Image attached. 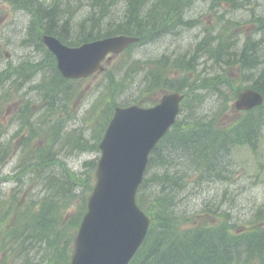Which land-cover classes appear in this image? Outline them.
<instances>
[{"label": "trees", "instance_id": "16d2710c", "mask_svg": "<svg viewBox=\"0 0 264 264\" xmlns=\"http://www.w3.org/2000/svg\"><path fill=\"white\" fill-rule=\"evenodd\" d=\"M21 1L22 6H29L35 16L32 22L40 30L35 40L38 41L37 45H42V32L56 35L71 46L128 33L139 38V42L131 46L132 52H137L147 41L159 42L162 34L190 23L184 14L192 11L188 7L193 0H157L153 3V9L147 5V0H86L85 3L77 0L76 4L68 6L58 1ZM247 1L243 0L242 6ZM228 2L240 5L239 0ZM85 5L93 10L83 13L81 10ZM230 6L231 9L239 8L237 5ZM173 7H177V13L172 19ZM119 9V13L111 12ZM228 13L229 10L220 12L217 20L226 23ZM251 16L250 13L247 20ZM259 18L264 19V15ZM258 22L260 25L251 36H240L242 40L237 39L240 37H236L233 29L227 28L228 25L218 24L213 29L208 28L207 33L203 32L192 49L187 47L183 52L156 58L158 67H153L152 74L171 89L179 85L170 79V73L181 69L183 75L178 82L187 80L195 98L192 105L187 106L189 109L193 106L191 111L179 119L158 143L150 158L144 182L138 191V201L152 215L153 222L147 243L132 264H264V226L257 223L261 218L258 211L254 217H247V222L253 223L254 228L246 231L231 232L225 224L216 228L201 226L184 230L174 227V223L187 219L182 216L188 214L184 213L188 204L177 206L178 198H183L179 195L185 192L187 196L184 198H188L198 190L213 186L219 192L218 183L232 179V163L228 158L230 149L238 144L254 148L260 142L264 106L247 111L245 117L230 128L220 122L226 111L227 99L243 89L246 82L264 94V21ZM198 23L195 21L191 27ZM51 57L50 61L36 63L34 69L29 70V66L34 64L29 59L13 66L11 69L14 71L0 72L1 75L5 71L2 86L7 81L15 91L25 86L35 74H40V83L33 87L39 92V101L43 103L42 114L36 122L46 133L48 127L54 125L49 148L34 157L28 151L33 136L22 134L20 148L16 145L15 135L8 138L7 146L0 143V161L17 160L15 173L9 180L16 181L21 189L31 184V172L37 166L43 164L51 170L41 181L40 195H31L30 201L22 204L17 201L19 193L14 190L11 193L12 203H0V242L3 240L0 248L6 252L3 262L7 264H69L75 238L72 229L87 211V193L93 183L97 160L82 162V171L72 169L68 162L72 157L81 159L84 154L99 152L98 144L109 122L102 126L104 119L100 120V116L92 126L89 123L88 126L71 129L70 124L59 116L58 113L67 104L63 97L70 90L71 81L61 76L54 56ZM143 61L137 58L136 67L128 73L142 70L145 63L139 64ZM149 61L154 62L153 59ZM237 65L240 79L234 83L228 72ZM224 73H227L226 77ZM144 80V75L138 77L136 88L139 91L135 96L140 97ZM107 86L105 92L109 94L114 87L113 77ZM228 88H231L230 91H227ZM208 102L219 103L217 110H212ZM207 108L212 111L211 114ZM25 115L21 119L22 132L34 126L33 114L27 111ZM53 115L56 117L52 118ZM89 129L92 132L84 134ZM16 156L17 159H14ZM56 164L61 165V169L55 167ZM40 179L39 175L37 180ZM82 190L85 191L81 193ZM226 192L227 189L218 193L214 203L212 199L203 198V214L218 215L219 209L213 210L212 207L225 202L223 198ZM79 199L81 201L74 212L68 213L67 209L73 208ZM8 217H12L14 223L4 228ZM68 217L72 219L70 224L67 223Z\"/></svg>", "mask_w": 264, "mask_h": 264}, {"label": "rangeland", "instance_id": "374dc122", "mask_svg": "<svg viewBox=\"0 0 264 264\" xmlns=\"http://www.w3.org/2000/svg\"><path fill=\"white\" fill-rule=\"evenodd\" d=\"M47 3L53 2L54 0H43ZM63 6H68L69 4H76L77 0H59ZM214 1L218 0H196L194 9L190 11L188 14L192 17L200 16L203 17L202 24L199 26L201 28H215L218 24L228 25L227 28L233 29L232 33L235 36L246 35L251 36L254 32L252 23L254 20L258 18V16L264 14V0H257L259 9L262 11H255V3L251 5V9L242 8L236 2H231L232 6H238L240 8H233L229 10L227 14L228 20L222 22L217 20V14L213 13L211 8L213 7ZM230 3V2H229ZM228 4H220V7L217 9L220 11L227 12L224 10ZM30 9V8H29ZM177 7L174 9L171 17L172 19L176 15ZM29 10H18L17 2L14 0H0V68H11L13 66H17L22 62L29 61L35 63L37 60H47L50 61L52 59L51 54L45 53L46 49L38 46H35L33 52H30L29 49H24L20 46V44L26 40L29 35V29L32 21V14ZM252 14L251 19L247 20V16ZM170 18V17H169ZM254 19V20H253ZM233 25L235 27L233 28ZM241 25V29L240 26ZM251 25V26H249ZM220 26V27H222ZM37 27L36 24L32 23L31 28L35 30ZM219 26L217 28H220ZM36 31V30H35ZM37 32V31H36ZM178 32V30H177ZM180 36H176L175 34H169L163 36L162 40L157 42L156 44L145 45L146 49L143 54H141L144 58L152 60V67L157 68L158 63L156 62V58H160L162 53H167L164 55H169L168 53L174 54L176 52H183L187 46H192L194 37L196 34V29H185ZM238 40H242V38H237ZM246 41L248 40L245 39ZM148 48V49H147ZM128 55H122L118 59V63L125 60ZM118 58V57H117ZM117 58L115 60H117ZM115 62H113L107 71L98 72L90 77L71 80L70 90L68 93L64 94V97L67 100V104L61 113H58L59 116L67 123L70 124V128L74 129L75 127H83L90 125H94L96 122L94 120L98 119V116L103 114V107L108 105L109 101H112V97L114 95H110L104 90L108 87L106 84L107 75L111 70L114 69ZM36 65L31 64L29 66L30 69H34ZM14 68V67H13ZM15 70V69H14ZM10 70V71H14ZM239 68L235 67L232 70L231 77L235 81V78L238 74ZM178 73H176L177 75ZM227 75V73H225ZM172 76V74H170ZM176 76L174 79H177ZM2 79L4 77H0V82L2 83ZM40 74L34 75L25 86L21 87L15 91L14 87H9V84H5L4 88L0 90V136L3 133L9 135V137H13L16 133L21 132L22 122L20 114L18 112H22L25 117V113L27 111L33 114L32 121L34 122L33 127H29L28 135L33 136L32 141L28 144L29 155L34 157L35 154H40L41 152L47 151L49 148V142L51 140L52 134L54 132V128L48 127V133H46L36 122L37 118L42 114L41 110L43 107V103L39 101V92L33 88L35 85L40 83ZM239 77H237V80ZM214 102H208V106L211 108H216L218 105H214ZM56 115H53L52 118H55ZM245 117V113L237 110L235 105L231 103L229 105V109L227 114L223 117L224 123L230 124L236 120H242ZM20 122L19 126H15L13 123L15 121ZM104 121V120H103ZM104 125V122L101 123ZM36 128H38L36 130ZM38 134H36V132ZM92 132L91 129L85 130L84 134H89ZM19 138L16 139L15 142H19ZM1 143V141H0ZM33 144V147L31 146ZM4 146H7L6 142L3 143ZM70 150L69 147H67ZM98 156L97 152H90L89 154L82 155L81 159H76L72 157L68 165L75 169L76 171H82L81 163L86 162L88 160H92ZM232 159L235 163L234 169V177L235 180L232 182H228L222 185V189H229L226 192V196L223 198L225 204L223 206L212 207L213 210L219 209V214H203V200L204 197L208 199H212L214 201L213 191H205L198 190L197 192L188 196V198H178L177 206L183 205L188 207L184 210V213H188L185 216L187 217L186 221L181 222L183 226H191L193 227H207L214 226V228L219 225L225 224L230 230L236 231L246 225V221L244 217L252 216L253 213L259 212L261 215V219L264 222V179H260V175H256L261 173L264 170V138L260 147V151L258 153H253L246 146L236 145L232 150ZM63 157V155L61 156ZM17 159V156L14 157ZM15 161L8 160L6 164L0 165V177L13 175V172L16 169ZM43 164L37 166L39 168L35 169L33 178L31 179V184L29 186L23 187L25 189V194L23 191L21 192L18 202L22 204H26V202L30 201L31 195H40L38 194L42 185V180L45 178L47 174V167ZM61 169V165L56 164ZM41 166V167H40ZM20 167V166H19ZM38 175L41 176L40 181H38ZM14 183L9 181L0 182V201H7L8 203H12L11 193L14 191L13 187ZM179 196H184L181 194ZM206 198V200H207ZM79 201L73 204V208L76 209ZM227 211L232 213V216L227 218ZM67 212L72 213V210H68ZM72 217V216H71ZM233 217V218H231ZM2 220H0L1 222ZM14 223V219L12 217H8L4 228L10 227ZM68 224L72 223V219L69 218L67 221ZM76 228V227H74ZM73 230V229H72ZM77 230V228L75 229ZM2 236H0L1 240ZM6 252L0 250V264H7L3 262V258Z\"/></svg>", "mask_w": 264, "mask_h": 264}, {"label": "water", "instance_id": "95a60500", "mask_svg": "<svg viewBox=\"0 0 264 264\" xmlns=\"http://www.w3.org/2000/svg\"><path fill=\"white\" fill-rule=\"evenodd\" d=\"M131 41L121 37L72 48L53 36L44 37L67 78L91 75L107 52H119ZM180 99L176 93L152 109H117L100 144L98 181L81 223L72 264H127L141 245L151 217L138 207L137 190L152 149L175 120ZM261 102L259 93L247 89L236 107L244 110Z\"/></svg>", "mask_w": 264, "mask_h": 264}]
</instances>
